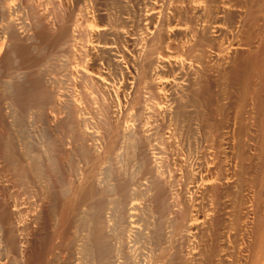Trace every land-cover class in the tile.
<instances>
[{
    "label": "bare ground",
    "instance_id": "6f19581e",
    "mask_svg": "<svg viewBox=\"0 0 264 264\" xmlns=\"http://www.w3.org/2000/svg\"><path fill=\"white\" fill-rule=\"evenodd\" d=\"M260 9L0 0V264H264Z\"/></svg>",
    "mask_w": 264,
    "mask_h": 264
},
{
    "label": "rangeland",
    "instance_id": "374dc122",
    "mask_svg": "<svg viewBox=\"0 0 264 264\" xmlns=\"http://www.w3.org/2000/svg\"><path fill=\"white\" fill-rule=\"evenodd\" d=\"M262 2V9H260L258 11V15L260 16L259 18L261 20H264V0H261ZM263 95H264V91H262ZM264 96H262L263 98ZM250 107L248 110L241 118L242 121H240L237 116V114L235 113V111L233 109H229L225 115V119L228 122V125L232 128V132H237V127L238 125H241L242 127V132H246V137L245 139L247 140V142H249L250 144H252L253 146H255L258 142V139L260 137L264 138V111L261 110V112H259L260 110H256L255 108H253V104H250ZM255 109V110H254ZM259 112V113H258ZM263 114V116L261 117V115ZM59 130L54 129L53 132H57ZM27 132V131H25ZM61 132V131H59ZM156 249V247H155Z\"/></svg>",
    "mask_w": 264,
    "mask_h": 264
}]
</instances>
